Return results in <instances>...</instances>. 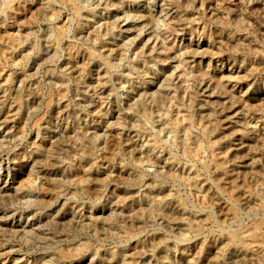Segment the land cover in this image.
<instances>
[{
	"label": "rangeland",
	"instance_id": "1",
	"mask_svg": "<svg viewBox=\"0 0 264 264\" xmlns=\"http://www.w3.org/2000/svg\"><path fill=\"white\" fill-rule=\"evenodd\" d=\"M73 1L0 6V264H264V0Z\"/></svg>",
	"mask_w": 264,
	"mask_h": 264
},
{
	"label": "bare ground",
	"instance_id": "2",
	"mask_svg": "<svg viewBox=\"0 0 264 264\" xmlns=\"http://www.w3.org/2000/svg\"><path fill=\"white\" fill-rule=\"evenodd\" d=\"M8 1H10V0H0V6H1V8L2 9H4L5 8V6L6 5H8ZM66 1H69V2H71L72 4H74L75 2L73 1V0H59V5H62L63 6V9L65 10L64 12H67V7H65L64 6V2H66ZM74 2V3H73ZM45 4H49V1H46L45 2ZM75 5V4H74ZM51 7H50V10L51 11H54L52 14H53V17H54V19H56V18H58L59 16H60V14H61V10L59 9V10H54V8L52 7V5H50ZM7 8V7H6ZM1 12H3V11H1ZM72 14L74 15V17L76 18V22H77V29L80 27L81 28V26H82V21H78V20H84V18H81V11L78 9V8H75V7H72ZM84 17V16H83ZM135 18H136V21H140V23H143L144 25H143V28H145L146 26H148V27H150L151 26V23H152V15L151 16H146L145 14H139V15H137V16H135ZM127 20H128V18L127 19H122L121 21L122 22H124V23H126L127 22ZM120 21V24L122 23ZM98 23V22H97ZM129 23V22H128ZM142 28V29H143ZM82 29V28H81ZM79 30V29H78ZM50 31H52V24L50 23ZM95 31V30H94ZM97 31H98V29H97ZM96 31V32H97ZM93 33V32H92ZM95 34V33H94ZM51 37H52V35L50 34V41H51ZM54 37H55V42H58L60 39V37H61V32H59V30H57L56 32H55V34H54ZM77 37H79V38H81V33H79L78 32V36ZM85 37V36H84ZM82 39V38H81ZM86 40V39H85ZM105 46V45H104ZM32 49H33V45H32V47H31ZM115 48L118 50V45L116 44L115 45ZM114 47H110V48H108L107 49V51H108V55H102L101 57V59L103 60V61H105L104 63L105 64H107V60H109V57H112V56H114L117 52H115V49ZM36 49V48H35ZM37 50V49H36ZM192 51H194L193 52V57H199L198 56V54L200 53V52H198L197 50H192ZM40 52H42V54L43 55H45V56H48L47 58H50V59H53L56 55H57V50H56V48H53V46H51V45H46V46H44L41 50H39V52L37 51V52H35V51H33V55H36V54H38V53H40ZM78 52V51H77ZM73 53H75V50H70L68 53H67V55L68 56H71V54L73 55ZM94 55V54H93ZM43 58V57H42ZM76 66H75V63L73 62V63H71L70 65H68V68H67V70L68 69H70V71H76ZM65 74V73H64ZM19 76H22V74H19ZM58 76V78H61V76L60 75H57ZM104 77V76H103ZM153 78H156V77H153ZM17 79H19V78H17ZM27 80V79H26ZM21 81V80H20ZM27 84V83H26ZM160 87H162V86H160ZM163 90V89H162ZM15 92V91H14ZM28 92V91H27ZM14 97V96H13ZM1 98V97H0ZM1 105V104H0ZM49 105H50V97L48 98V100H47V103H46V106L47 107H49ZM2 107V106H1ZM31 109V108H30ZM38 120V119H37ZM35 124V123H34ZM12 127H9V128H7L6 129V125L4 124V122L3 121H1L0 120V148H3V146H4V144L8 141V139H7V137H9L10 139L9 140H14V138H16V134L15 133H13V130L11 129ZM11 129V130H10ZM72 131H73V133L72 134H75V133H77L76 131H75V129H72ZM3 132H5V133H8L7 135L8 136H2V133ZM94 137V139L95 140H98V139H100V135L99 134H97V133H94V135H93ZM31 148H33L32 150H33V153L35 152L36 154L35 155H40L41 154V149H40V145L39 144H37L36 145V143L35 142H32V144H31ZM30 151V150H29ZM33 159V158H32ZM39 161V160H38ZM41 161V160H40ZM37 165V164H36ZM92 165H94V163H92ZM41 166V165H40ZM2 170H5V171H8V166H6L5 165V167H3V165H2V162L0 161V173L2 172ZM3 173H4V171H3ZM5 174V173H4ZM111 174V173H110ZM6 179H5V182H7V177H5ZM95 179V178H94ZM102 179V178H101ZM0 180H1V176H0ZM52 181V180H51ZM61 182V181H60ZM91 182V181H90ZM30 183V182H29ZM33 187V186H32ZM8 193H6L5 192V190H4V188H2V189H0V199H3V198H5V197H3V196H8L9 198H11V199H13L14 197H15V195L16 194H18V193H20L19 195H22V198L24 199V200H22L21 201V203H23L24 204V207H22V208H20L19 206L17 207L16 206V204H12V206L11 207H5V205H0V214H2L1 215V222H5V221H7V220H12V221H14L15 220V218H16V216H19V218L22 216V215H26V214H31L32 212H34V211H36V210H38L39 208L38 207H35L36 206V201L35 202H32L31 201V198L33 197V194H32V192H30L29 190H27V191H21V189L20 188H11V187H9L8 188ZM6 200V199H5ZM19 200V199H18ZM6 202V201H5ZM16 202V201H15ZM10 203V202H9ZM17 203V202H16ZM38 205V204H37ZM43 214L44 213H41L40 211L38 212V214H36V215H32L31 216V218H30V221L28 222V221H26L24 224L23 223H20V225H18L17 227H19V229H15V228H17V227H14V229L13 228H11V229H9L8 231H9V233H10V235L11 236H13V237H17V238H22V239H27V241H36V242H40V241H44L45 239H44V237H43V235H44V232L46 231L45 230V228H43V227H41L40 225H39V223L42 221L41 220V218H42V216H43ZM98 215V214H97ZM171 217V216H170ZM96 218V217H95ZM94 218V219H95ZM172 219V218H171ZM170 219V220H171ZM4 220V221H3ZM54 223H56V224H60V223H57V221H54ZM259 224V223H258ZM8 225V224H7ZM261 225H263L264 226V222H262V224ZM258 226V225H257ZM63 229V228H62ZM3 230H5L4 228H2L1 226H0V237L1 236H5V234L3 233L4 231ZM255 231V230H254ZM247 236H249L248 235V233L246 232V231H239V232H236V233H234V234H231V238L232 239H236V238H240V237H247ZM257 236V235H256ZM251 237H253V238H255V235L253 234V235H251ZM9 252H11V250L9 249ZM11 253H13V252H11ZM44 255H45V258H49L48 259V263H50L51 264V262H52V258H51V255H50V252L49 251H47V252H45L44 253ZM113 257H114V255H113V253H110V258L111 259H113ZM108 260V259H107ZM113 261V260H112ZM122 261H123V259H122ZM122 261H121V263H122ZM36 264H40V262H37ZM41 264H47L46 263V261H44L43 263H41ZM119 264V263H118Z\"/></svg>",
	"mask_w": 264,
	"mask_h": 264
}]
</instances>
